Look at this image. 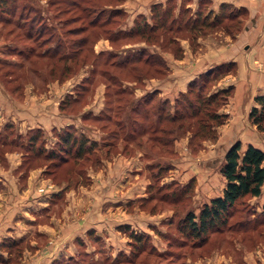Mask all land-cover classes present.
Masks as SVG:
<instances>
[{
	"label": "rangeland",
	"instance_id": "rangeland-1",
	"mask_svg": "<svg viewBox=\"0 0 264 264\" xmlns=\"http://www.w3.org/2000/svg\"><path fill=\"white\" fill-rule=\"evenodd\" d=\"M168 1L175 6V13L181 4L194 13L201 0H125L119 7L124 9L126 16L117 30L129 31L139 16H145L149 21L152 5L161 3L164 9ZM208 1V7L204 4L201 7L218 12L219 7L214 11ZM28 2L37 11L47 10L55 14L56 9L49 6V0H8L5 4L0 0V221L21 220L25 225L37 220L39 230H34L33 237L39 244L43 243L45 264H248V250L261 248L264 252V224L250 225L254 229L247 232V229H237L212 234L201 248L191 247V241L180 232L179 222L187 211L198 214L201 207L213 199L209 192L222 186L220 177L224 176L220 168L223 161L219 164L216 159L224 156L225 151L224 148L215 152L211 150L216 147L220 128L226 124L229 115L227 121L217 128L216 139L207 138L196 150H192V144L188 143L189 134L179 138L169 154L168 148L153 143L148 135L139 137L134 133L125 141L127 132H123L120 136L124 141L119 137L117 147L107 156L108 148L101 147L100 162H89L78 181L77 175L69 183L63 178L64 174L60 179H54L49 162L41 160L30 149L28 139L32 134L40 131L38 143L46 152L55 148L58 133L67 126L73 125L89 140L97 141L98 146L104 145L105 139L110 140L116 126L107 123L106 118V121L96 123L81 121L78 116L83 112L108 115L103 82H98L85 95L86 103L80 108V114L71 116L60 111L64 97L72 94L75 87L90 75L91 65H84L74 77L62 83L48 79L44 74L39 76V67L44 68L42 60L27 57L32 55L31 52L28 54L31 47L36 53L43 48L36 47L33 40H28L23 30L13 23L20 14L30 13L22 9V5ZM57 26L60 27L58 32L64 31L60 24ZM238 34L232 36L222 30H212L198 37L195 43L187 37L179 39L183 50L179 59L169 52H161L168 68L165 76L145 79L143 83H123L132 89V95L121 102L120 121L123 124L127 119L131 121V100L146 93L155 92L154 105L169 100L170 106L174 107L193 79L221 63H234L235 72L212 84L209 92L232 86L234 94L231 79L237 75L236 62L212 65L184 81L185 84L181 80L187 77L189 66L182 59L191 52L192 62L197 54H208L210 46H225L224 37L234 39ZM70 44L68 41L66 45ZM119 45L120 49H126L139 43L128 40ZM112 47L108 39H100L94 45V52L109 51ZM155 47L159 49V45L155 44ZM253 69L258 73L264 71V67L258 65ZM99 77L95 79L103 81ZM112 106L115 112L117 103L113 102ZM114 112L110 115L114 116ZM259 133L264 137V133ZM189 185L188 196L184 193L179 200H166L163 197L166 190L158 191L165 187L180 191ZM262 196L264 193L257 198H243L230 223L248 220V217L255 219L263 209ZM248 211L252 213L249 216ZM131 232L142 234L143 239L136 242ZM6 241L17 243L7 248ZM34 247L29 240L26 242L20 237L3 238L0 264H22L24 252L34 251ZM50 256L54 258L50 260Z\"/></svg>",
	"mask_w": 264,
	"mask_h": 264
},
{
	"label": "trees",
	"instance_id": "trees-1",
	"mask_svg": "<svg viewBox=\"0 0 264 264\" xmlns=\"http://www.w3.org/2000/svg\"><path fill=\"white\" fill-rule=\"evenodd\" d=\"M2 1L5 4L8 0ZM124 1L49 0V6L56 8L55 14L47 10H34L28 2L22 5V9L30 13L20 14L17 21L13 22L16 27L23 30L28 40H33L36 47L43 48L36 53L34 47H31L28 54L31 52L32 55L27 57L42 60L44 68L39 67L41 73L39 76L44 74L43 76L48 79L62 83L74 77L84 65H91L90 75L88 74L75 87L72 94L64 97L60 103V111L71 116L80 114V108L86 103L85 95L89 94L90 89L98 82H103L108 115L106 116L104 112L97 115L83 112L78 116L81 121L97 123L107 120V123L116 126L110 140L105 139L106 142H102L104 145L99 146L97 141L89 140L73 125L67 126L58 133L55 148L46 152L43 151L42 144L38 143V139H41L40 131L32 134L28 139L30 149L32 148L41 160L49 162L48 166L53 168L54 179H60V175L64 174L63 178L69 183L77 175L78 181L89 162H100L101 147L108 148L107 156L117 147L119 137L122 141H127L126 138L134 133L139 137L148 135L153 143H160L168 148L169 154H172L175 142L189 134L188 143L192 144V150H196L207 138L215 140L217 128L228 119V114L223 113L221 108L233 95V87L213 92L209 90L212 84L235 72V64L232 62L221 63L198 75L188 84L187 90L180 94L174 107L170 106L169 100L154 105L156 95L155 92H151L131 100L133 105L131 121L127 119L123 124L118 116L121 113V102L132 95V89L123 86L124 82L143 83L145 79L165 76L168 68L161 52H169L176 59L181 58L183 50L179 39L187 37L195 43L198 37L212 30H222L234 36L243 28L246 10L232 4H221L218 12H213L206 7L202 8L201 5L208 7L210 2L201 0L199 9L194 13L183 4L178 8V13H175V6L168 1L164 9L161 3L153 4L149 21L145 16H139L134 26L129 31H124L117 30V26L126 16L124 9L119 7ZM59 24L62 26L61 29H64L63 32H58ZM100 39H108L113 46L112 49L95 53L94 45ZM128 40L138 42L139 45L120 49L119 44ZM68 41L71 43L70 46L66 45ZM155 44L159 45L160 50ZM98 75L103 81L96 80ZM113 102L117 103L115 112ZM254 102L248 119L259 132L264 133V91L254 98ZM142 106H145L144 109ZM171 108L174 110L171 111ZM112 112L115 113L114 116L110 115ZM81 126L86 127L82 124ZM123 132H127L124 140L120 136ZM263 164L264 152L259 148L248 145L242 151L240 141H236L228 148L220 168L226 182L222 195L205 203L198 214L188 210L179 222L180 232L191 241V247H203L211 239L212 234L218 235L237 229H247V232L254 229L250 225L255 224L253 226L256 227L264 224V204L261 213L256 214L255 219L248 217V220L241 219L230 223L235 215L236 206L243 198L261 195L264 184ZM62 171L65 173H61ZM190 187L189 185L183 187L184 189L180 188L181 192L179 189L171 190L169 187L159 188L158 191L166 190L163 195L166 200H179L184 193L186 195L189 193ZM250 214L252 213L248 211V216ZM130 235L136 242L143 239L142 234L131 232ZM249 239L253 240L250 237ZM16 243L5 242L7 248Z\"/></svg>",
	"mask_w": 264,
	"mask_h": 264
},
{
	"label": "crops",
	"instance_id": "crops-1",
	"mask_svg": "<svg viewBox=\"0 0 264 264\" xmlns=\"http://www.w3.org/2000/svg\"><path fill=\"white\" fill-rule=\"evenodd\" d=\"M197 1L194 0V2ZM210 1L212 4L211 8L214 11L221 4H232L245 9L247 14L243 21V28L234 39L224 37V42H226L225 46H210L208 48V54L202 56L197 54L193 57L194 60L192 62H190L192 54L191 52H187L182 61L188 63L189 67L186 74L187 77L184 76L181 82L185 83L184 81L190 80V77L217 63L227 61L236 62L238 68L237 75L231 79L235 88L234 94L230 98L229 103L222 109V112L229 115V119L220 128V135L216 147L211 151L215 152L220 148H224L226 152L234 142L240 141L242 151L248 145H252L264 152L263 134H260L248 119L250 109L255 104L254 97L264 91V71L258 73L257 70L255 71L253 69L257 65L264 67V0ZM203 42L201 41L202 44ZM203 158L204 160L210 161L209 158ZM223 158L224 156H220L216 159V162L218 161L217 163L221 164ZM220 178L222 186L220 189H212L214 193L209 192L212 195L211 198L222 195L223 189L225 188V180L222 176ZM263 186L261 195L264 193ZM27 224L24 225L21 220L0 221V242L6 237H20L26 242L29 240L32 245H35V250L24 252L22 264H45L46 254L43 243L39 244L38 239L35 241L33 237L34 230L37 232L39 230L38 221L36 220L34 222L33 220L32 222H27ZM52 258L54 256H50V260ZM248 264H264V252L261 248L248 250Z\"/></svg>",
	"mask_w": 264,
	"mask_h": 264
}]
</instances>
